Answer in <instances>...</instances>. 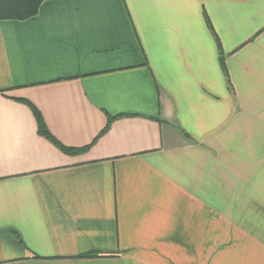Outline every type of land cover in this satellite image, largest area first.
<instances>
[{
  "label": "crops",
  "instance_id": "1",
  "mask_svg": "<svg viewBox=\"0 0 264 264\" xmlns=\"http://www.w3.org/2000/svg\"><path fill=\"white\" fill-rule=\"evenodd\" d=\"M0 264H264V0L0 20Z\"/></svg>",
  "mask_w": 264,
  "mask_h": 264
},
{
  "label": "trees",
  "instance_id": "2",
  "mask_svg": "<svg viewBox=\"0 0 264 264\" xmlns=\"http://www.w3.org/2000/svg\"><path fill=\"white\" fill-rule=\"evenodd\" d=\"M44 0H0V20H5V19H15V20H24L27 19L35 14L38 13L39 8L42 4ZM204 16H205V20L206 23L209 27V29L211 30V32L213 33L218 49H219V54H220V62L222 67L224 68V71L226 73V76L228 78V83H229V87L230 89H232V84H231V80L229 77V73L228 70L226 68V64H225V56H224V51L222 48V43L221 40L212 24V21L207 13L206 10H204ZM35 111H36V115L38 118V128L39 131L45 135L48 136H52V134L49 132L46 124L44 123V120L42 118V115L40 113V111L34 106ZM115 117L114 116H110L109 117V123L110 121L114 120ZM106 131V130H105ZM188 137H191L189 134H187ZM62 148H64L65 150L68 151H79L78 149H72V148H68L62 145ZM97 253H85L82 256H96Z\"/></svg>",
  "mask_w": 264,
  "mask_h": 264
}]
</instances>
